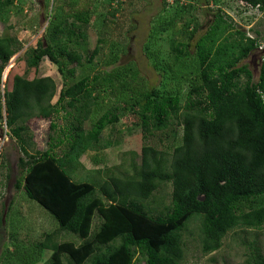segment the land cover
Returning a JSON list of instances; mask_svg holds the SVG:
<instances>
[{
	"label": "trees",
	"instance_id": "1",
	"mask_svg": "<svg viewBox=\"0 0 264 264\" xmlns=\"http://www.w3.org/2000/svg\"><path fill=\"white\" fill-rule=\"evenodd\" d=\"M238 1L264 9V0ZM195 2L203 16L211 11L210 0ZM14 3L0 0L5 7ZM113 3L54 0L45 16V36L25 52L26 62L33 68L44 58L56 67L62 86L54 104L57 89L50 77L29 80L15 74L9 78V89L1 85L2 72L21 44L15 37H0V119L22 153L14 189L22 190L57 223L55 232L35 242H22L11 231L0 264H38L45 251L49 252L47 264H135L137 255L145 264H181L183 235L192 221L198 222L203 256L219 250L233 230L264 226V53L256 81L247 65L240 63L258 50L257 33L254 39L232 34L231 20L227 24V16L216 11L213 25L196 38L200 22L190 16L179 32L180 40L170 38L173 58L165 65L177 84L188 86L181 105L179 89L170 95L156 86H145L134 64L117 65L119 55L114 54L105 64L112 66L109 70L94 68L105 40L99 38L87 55V27L93 16L103 21L109 16L113 21L122 11L120 3ZM165 6L163 0L162 8ZM43 7L48 8V2ZM178 13L147 41L156 42L160 34L173 28L171 20L180 17ZM129 24L126 33L133 29ZM150 49L146 45L147 60L149 54L155 58ZM84 67L92 76L75 80L76 68ZM150 67L159 78L168 73L155 63ZM54 114H63L66 123L62 128L52 122ZM128 116L135 118L145 136L166 132L174 121L181 131L179 144L174 141L177 131L172 129L170 155L144 145L140 165L132 164L130 174L108 176L96 185L74 181V173L83 169L81 156H91L94 165H101V152L111 147L110 141L102 140V132ZM31 119L50 120L49 129L56 133L50 136L46 150L32 154L28 151L31 138L25 140ZM86 123L89 128L84 127ZM61 146L63 150L56 153ZM111 171L93 170L99 177ZM165 183L172 187L171 204L152 215L146 202ZM256 202L262 205H249L244 211L246 204ZM11 205H1L0 229ZM95 217L99 224L92 230ZM60 233L79 242H59ZM249 247L243 264H264L259 248Z\"/></svg>",
	"mask_w": 264,
	"mask_h": 264
},
{
	"label": "rangeland",
	"instance_id": "2",
	"mask_svg": "<svg viewBox=\"0 0 264 264\" xmlns=\"http://www.w3.org/2000/svg\"><path fill=\"white\" fill-rule=\"evenodd\" d=\"M131 1L135 5H131ZM22 2V3H21ZM15 0L12 6L0 5V37H15L21 44V49L8 61L1 78V85H7L10 88L9 78L11 75H22L27 79L50 77L56 84V95L53 97L51 104L57 100L58 92L62 86V80L58 74L56 67L51 64L46 58L41 60L37 67L33 68L26 62L25 52L29 48H34L39 40L45 36V28L47 21L46 14L50 11V7L54 5V0ZM48 2L49 7H43V4ZM165 8H162L163 0H126L121 13L115 15V19L107 16L103 21L96 16L91 17L87 27V52L91 54L96 42L99 38L105 40L101 45V51L93 61L94 68L98 70H109L112 66H105L114 54L120 56L117 65L134 64L140 71V79L145 86L158 87L163 93L175 95L178 89L181 92V105H184V98L188 90V86L179 85L175 80L174 75L169 73L170 60L173 58L169 52L170 38L180 40L179 32L183 28L185 22L190 20V16L195 15V19L199 20L200 27L197 36L205 33L206 30L213 25L215 15L214 12L219 11L227 16V24L232 22V34L242 33L246 36H252L259 40V45L262 50L253 51L248 58L242 60L241 64H246L252 75V80L256 81L259 74L261 56L264 53V15L263 17H255V15H242V5L238 0H210V12L203 16L200 5L195 0H164ZM53 7V6H52ZM99 9L97 8V11ZM100 12V11H98ZM105 12V11H104ZM174 12H179L180 17L174 21L173 28L169 27L168 31L160 34L158 41H147L148 36L154 39V30L164 28L166 22L172 18ZM227 13V14H226ZM160 16V17H159ZM133 29L129 30V22ZM105 23H103V22ZM234 24V26H233ZM256 32V33H255ZM165 33V34H164ZM238 35L234 37L237 38ZM154 37V38H153ZM170 40V41H169ZM159 42V43H158ZM149 45L150 50L154 51L152 58L157 67H161L164 71H168L164 78H159L157 71L150 67L151 64L145 58V47ZM125 51V52H124ZM168 55L170 57H168ZM158 56L160 57L158 59ZM165 60V58H167ZM164 58V62H163ZM159 63H158V62ZM167 67V68H166ZM92 76L87 67L82 69L76 68L75 80L80 79L85 75ZM0 85V89L2 86ZM2 90V89H1ZM111 97V96H110ZM109 97V98H110ZM113 98V97H111ZM98 118V116H96ZM50 120L31 119L28 122V134L25 140L31 138V149L29 153L44 151L48 148L50 136H55V132L49 129ZM52 122H56L59 128H62L66 120L63 114H54ZM136 120L132 116L122 118L117 124L106 127L102 132V140L110 141L111 147L101 152L100 158L103 159L101 165H94L91 156L83 155L80 158V164L83 169L77 170L72 179L74 181H82L96 185L101 179H107L108 176L124 174L128 171L132 172V164L140 165V150L144 145L156 148L160 151H165L169 155L173 140L172 129H176L175 143L179 144L181 138L180 128L171 124L166 132H156L151 136H145L140 127L136 126ZM85 128H89L90 124L86 123ZM9 129L6 128L4 119H0V208L9 206L12 202L9 211H6L4 218L6 221L3 228L0 229V257L3 253L4 244L9 245V234L11 231L18 233V239L22 242H35L43 239L44 234L55 232L57 223L50 218L48 213L39 207L35 202L28 200L22 190H15L14 184L16 178L19 177L17 161L22 156L21 145L10 138ZM168 138V139H167ZM63 146L56 149V153H60ZM3 166V167H2ZM112 170L100 177L93 170L102 169ZM170 183L161 184L153 193L152 197L146 202L147 208L152 215H157L164 211V208L171 204ZM249 205L258 207L262 204L256 202L246 204L243 209L247 211ZM99 224L95 217L92 224V230ZM198 222L192 221L187 227V232L184 233L183 239L185 242L184 259L181 264H243L249 252L250 245L259 248L264 254V226L259 230H233L229 232L222 240L221 248L209 255H201L199 243L197 239ZM57 241L73 242L77 244L79 241L76 237L69 234L60 233ZM49 252L45 251L42 256V261L38 264H47ZM135 264H145V259L140 255L135 256Z\"/></svg>",
	"mask_w": 264,
	"mask_h": 264
},
{
	"label": "built area",
	"instance_id": "3",
	"mask_svg": "<svg viewBox=\"0 0 264 264\" xmlns=\"http://www.w3.org/2000/svg\"><path fill=\"white\" fill-rule=\"evenodd\" d=\"M126 0H114V5H116L117 3H120L122 5V3H124ZM240 4L242 5V15L245 18L246 16H251V15H255V17H263L264 15V9L260 8V5L257 6H252L248 3H244L240 1ZM227 14V13H226ZM248 38L254 39V37L252 36H247ZM259 50H262V47L259 45L258 47Z\"/></svg>",
	"mask_w": 264,
	"mask_h": 264
},
{
	"label": "flooded vegetation",
	"instance_id": "4",
	"mask_svg": "<svg viewBox=\"0 0 264 264\" xmlns=\"http://www.w3.org/2000/svg\"><path fill=\"white\" fill-rule=\"evenodd\" d=\"M198 31H199V29H198Z\"/></svg>",
	"mask_w": 264,
	"mask_h": 264
}]
</instances>
